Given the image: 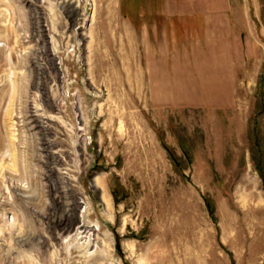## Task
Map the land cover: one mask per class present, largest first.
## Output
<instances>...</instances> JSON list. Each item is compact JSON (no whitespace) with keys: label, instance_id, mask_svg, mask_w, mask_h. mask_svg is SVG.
<instances>
[{"label":"rangeland","instance_id":"obj_1","mask_svg":"<svg viewBox=\"0 0 264 264\" xmlns=\"http://www.w3.org/2000/svg\"><path fill=\"white\" fill-rule=\"evenodd\" d=\"M61 1L0 0V264H264V0Z\"/></svg>","mask_w":264,"mask_h":264},{"label":"bare ground","instance_id":"obj_2","mask_svg":"<svg viewBox=\"0 0 264 264\" xmlns=\"http://www.w3.org/2000/svg\"><path fill=\"white\" fill-rule=\"evenodd\" d=\"M78 3H81V0H62L61 1V4L62 5H65L63 8L65 9V13L67 15H69L68 17H72L73 14L76 13V7L78 6ZM77 5V6H76ZM41 26H39L38 28L40 29ZM43 28V27H42ZM39 33H41L42 35V31L39 30ZM50 51V50H49ZM56 55V48H54V51L51 52V56H55ZM40 67V66H39ZM41 69V68H39ZM32 121L34 123V126L35 128L34 129H37L39 132L41 133H44V132H48V130H50V127L45 125L44 121H43V118L37 116V115H34L32 116ZM48 147H46V151H49L50 148L53 147L54 143H49V144H46ZM52 153V152H51ZM54 155V154H53ZM52 155V156H53ZM53 159H56L57 157L56 156H53L52 157ZM59 158V156H58ZM55 164L56 162L53 161ZM58 166V165H57ZM65 167V165H64ZM56 170V169H55ZM57 173V172H56ZM59 178V177H58ZM62 179V178H61ZM68 182V181H67ZM70 183V182H69ZM61 184V183H60ZM55 188V187H54ZM67 195V194H66ZM77 210V209H76ZM62 220V219H61ZM60 222V221H59ZM73 220L72 219H67L65 220V222H60V224L58 226H64V225H73ZM82 227V226H81Z\"/></svg>","mask_w":264,"mask_h":264}]
</instances>
